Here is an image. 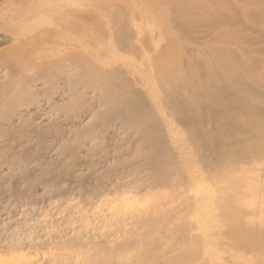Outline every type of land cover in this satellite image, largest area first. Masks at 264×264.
<instances>
[{
  "label": "bare ground",
  "instance_id": "1",
  "mask_svg": "<svg viewBox=\"0 0 264 264\" xmlns=\"http://www.w3.org/2000/svg\"><path fill=\"white\" fill-rule=\"evenodd\" d=\"M136 2L161 16L143 18L137 10L129 19L122 0H5L0 6L5 35L13 34L15 21H32L22 28L48 39L101 19L98 24H108L110 31L99 35L119 45L132 38L127 25L135 22L137 44L150 54L152 84L141 82L149 105L115 65L92 67L72 42L53 49L61 47L68 67L99 90L100 107L109 119L137 131L135 154L142 175L127 182L129 194L133 201L154 196L146 207L129 203L121 214L95 216L90 228L70 207L61 223L54 218L48 226L0 229V264H264V227L241 204L240 192L250 182L264 190V0ZM29 8L34 11L24 17ZM92 9L101 17L94 18ZM157 21L161 30L142 32L146 22ZM28 37L24 45L0 54V119L15 111L22 120L29 113L20 108L31 95L30 83L47 81L60 65L57 60L35 63L30 56L37 39ZM23 68L35 77L26 78ZM188 149L193 159L186 157ZM251 164L260 168L253 171ZM204 187L217 196H202ZM115 190L102 186L83 194L95 200ZM195 190L200 195L192 196ZM69 194L56 186L41 193L49 200ZM208 208L220 211L211 216L214 226L204 221ZM216 237L222 245L212 243Z\"/></svg>",
  "mask_w": 264,
  "mask_h": 264
},
{
  "label": "rangeland",
  "instance_id": "2",
  "mask_svg": "<svg viewBox=\"0 0 264 264\" xmlns=\"http://www.w3.org/2000/svg\"><path fill=\"white\" fill-rule=\"evenodd\" d=\"M4 1L0 0V6ZM122 2L127 4L129 19L133 18L137 10L139 16L143 18L152 17L153 14L161 16L158 10L140 8L136 0ZM2 10L0 14L3 16ZM33 11L31 8L23 11V14H26L24 17ZM91 12L94 18L101 17L93 9ZM15 18L19 19L18 16ZM100 20L82 22L74 27L73 32L68 30L48 39L22 28L24 25L30 26L32 22L30 20L11 23L12 35L0 32L1 55L6 53L9 46L24 45L26 38L31 36V39H37L35 45H38L37 50L30 56L35 63L57 60L60 64L59 67L52 69L47 81L30 83L31 95L25 98L27 101L20 108L28 110L29 113L24 114L22 120H17L12 114L15 111L0 119V132L6 131L3 136L0 135V215L4 213L0 216L2 231L8 230L9 227L18 230L22 225L48 226L50 220L54 218L61 223L59 218L70 207L75 212L74 217L80 216L82 224L90 228L94 226L95 216L121 214L129 203L137 207H146L153 201V195L133 201L132 195L129 194L132 185H128L127 182L142 175H139L142 170L138 166L139 161L135 154L139 140L137 131L130 125L124 126L119 120L109 119L107 111L100 107L102 101L99 98V90L91 87L87 80L80 78L78 70L68 67L69 62L64 58L61 47L59 50L53 49L54 44L72 42L76 45L78 54L92 67L105 70L109 68L108 65H115L122 78L129 80L131 87L136 93H140L149 105L141 82L152 84L148 67L150 54L137 44L135 22L132 20L127 25L134 34L132 38H124L117 45L107 37L99 35L100 32L107 34L110 31L108 24H98ZM143 29L142 32L150 34L161 30L162 25L159 21L150 24L146 22ZM3 67L4 62L0 59V76L4 74ZM70 70L74 71L71 77ZM23 71L26 78L35 77L31 69L23 68ZM69 100L73 103L70 104ZM190 152L191 149H188L186 157L193 159ZM249 167L254 171L260 168V165L251 164ZM137 173L139 176H136ZM252 183L254 184L250 182L240 189L243 196L241 204L246 205L264 227V190ZM53 186L70 191L68 198L49 200L48 196L41 195L45 190L49 194L53 191ZM102 186L106 189L116 186V194L95 200L84 197L83 191L96 190ZM212 189L202 188V196L208 200L214 198L216 194ZM125 190L128 192L123 193ZM191 193L192 196L200 195V191L197 190ZM208 209L204 221L210 222L211 216L220 211L217 208ZM17 219L21 221L15 222ZM211 225L214 226L216 223L212 222ZM212 243L218 245L223 244V241L216 237Z\"/></svg>",
  "mask_w": 264,
  "mask_h": 264
}]
</instances>
